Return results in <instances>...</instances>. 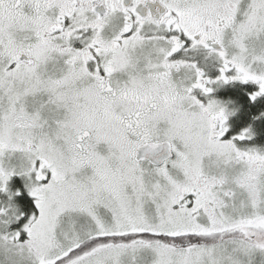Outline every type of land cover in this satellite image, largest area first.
Wrapping results in <instances>:
<instances>
[{"label": "snow or ice", "instance_id": "obj_1", "mask_svg": "<svg viewBox=\"0 0 264 264\" xmlns=\"http://www.w3.org/2000/svg\"><path fill=\"white\" fill-rule=\"evenodd\" d=\"M249 81L264 0H0V264H264Z\"/></svg>", "mask_w": 264, "mask_h": 264}, {"label": "trees", "instance_id": "obj_2", "mask_svg": "<svg viewBox=\"0 0 264 264\" xmlns=\"http://www.w3.org/2000/svg\"><path fill=\"white\" fill-rule=\"evenodd\" d=\"M234 109L235 115L232 117V125L234 127L251 125L254 133L251 140L264 143V116L260 115L261 112H264V96L251 103L239 89H235ZM254 117L258 118L254 119ZM19 204L22 210L27 213L32 207L31 198L23 194L19 197Z\"/></svg>", "mask_w": 264, "mask_h": 264}, {"label": "flooded vegetation", "instance_id": "obj_3", "mask_svg": "<svg viewBox=\"0 0 264 264\" xmlns=\"http://www.w3.org/2000/svg\"><path fill=\"white\" fill-rule=\"evenodd\" d=\"M258 86L256 84H254L253 82L249 81L247 83H243V82H230L228 84H224L218 88L215 89L214 93L212 94L213 96H215L216 98L223 100V101H231V103L228 104V107L230 109H234V92L235 89H239L241 91V93L248 98L249 102L254 103L253 101L250 100L249 98V93L253 90H255ZM261 97V96H260ZM258 97L255 101L259 100ZM233 115H231L229 117L228 120V125L229 127V132L226 134V136H230L232 134L238 133L241 129L245 128L243 126L241 127H234L232 125V119ZM249 143H253V144H257V145H264V143L258 142V141H248ZM13 185L14 186H20L21 185V180L19 178H14L13 180ZM25 195H27V193H24ZM28 196V195H27ZM29 197V196H28ZM18 204H19V198L17 200Z\"/></svg>", "mask_w": 264, "mask_h": 264}, {"label": "rangeland", "instance_id": "obj_4", "mask_svg": "<svg viewBox=\"0 0 264 264\" xmlns=\"http://www.w3.org/2000/svg\"><path fill=\"white\" fill-rule=\"evenodd\" d=\"M234 108V107H233ZM235 115V111H234V113H233V116ZM16 225H14L13 227H15Z\"/></svg>", "mask_w": 264, "mask_h": 264}]
</instances>
